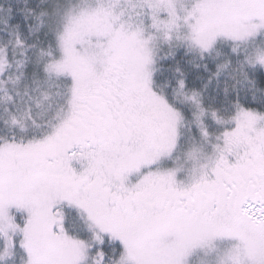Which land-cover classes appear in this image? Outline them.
<instances>
[{"label":"snow or ice","instance_id":"obj_1","mask_svg":"<svg viewBox=\"0 0 264 264\" xmlns=\"http://www.w3.org/2000/svg\"><path fill=\"white\" fill-rule=\"evenodd\" d=\"M0 264H264V0H0Z\"/></svg>","mask_w":264,"mask_h":264}]
</instances>
